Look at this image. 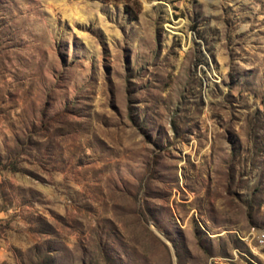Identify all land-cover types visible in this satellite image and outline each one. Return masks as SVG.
I'll return each instance as SVG.
<instances>
[{"label": "rangeland", "instance_id": "1", "mask_svg": "<svg viewBox=\"0 0 264 264\" xmlns=\"http://www.w3.org/2000/svg\"><path fill=\"white\" fill-rule=\"evenodd\" d=\"M250 228L264 0H0V264H264Z\"/></svg>", "mask_w": 264, "mask_h": 264}, {"label": "built area", "instance_id": "2", "mask_svg": "<svg viewBox=\"0 0 264 264\" xmlns=\"http://www.w3.org/2000/svg\"><path fill=\"white\" fill-rule=\"evenodd\" d=\"M240 239L244 240H254L255 245L258 247H264V231L254 230V228H250L248 232L244 236H239ZM223 257L213 256L209 258V260L204 264H221L223 263Z\"/></svg>", "mask_w": 264, "mask_h": 264}, {"label": "crops", "instance_id": "3", "mask_svg": "<svg viewBox=\"0 0 264 264\" xmlns=\"http://www.w3.org/2000/svg\"><path fill=\"white\" fill-rule=\"evenodd\" d=\"M225 262H223L222 264H224Z\"/></svg>", "mask_w": 264, "mask_h": 264}]
</instances>
